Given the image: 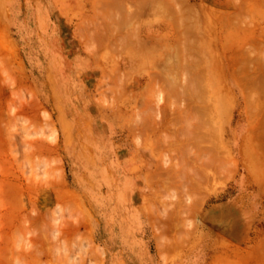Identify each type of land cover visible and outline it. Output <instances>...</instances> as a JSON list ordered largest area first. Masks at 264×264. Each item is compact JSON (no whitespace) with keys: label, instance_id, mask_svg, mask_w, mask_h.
<instances>
[{"label":"rangeland","instance_id":"374dc122","mask_svg":"<svg viewBox=\"0 0 264 264\" xmlns=\"http://www.w3.org/2000/svg\"><path fill=\"white\" fill-rule=\"evenodd\" d=\"M253 152L264 0H0V264H264Z\"/></svg>","mask_w":264,"mask_h":264},{"label":"bare ground","instance_id":"6f19581e","mask_svg":"<svg viewBox=\"0 0 264 264\" xmlns=\"http://www.w3.org/2000/svg\"><path fill=\"white\" fill-rule=\"evenodd\" d=\"M133 1H139V0H133ZM149 7V6H148ZM147 7H145V9H146ZM151 10H155V12H156V9L158 10V8L157 7H155L154 5H151ZM157 13V12H156ZM174 33V32H173ZM236 61H237V57H236V55L235 56H233L232 58H230V71L231 72H235V68L233 67V65L236 63ZM235 66V65H234ZM155 123L156 124H159L160 123V121H155ZM236 131V130H235ZM260 132V128H257L255 131H254V133L252 134V136L250 137L251 139L254 137V141H255V144L253 143V146L251 147V145H248V149H249V151H254V150H256V145L258 146V144H259V148H263V142H262V145H260V142L261 141H263L262 139H261V132ZM239 137H240V135H239ZM239 137H238V135H237V137H236V139H234L235 141H234V144L236 145V142H237V140H239ZM235 138V137H234ZM261 140V141H260ZM235 148V147H234ZM253 162L255 163H262V162H264V156H258L257 155V153L256 152H253ZM236 219V218H235Z\"/></svg>","mask_w":264,"mask_h":264}]
</instances>
